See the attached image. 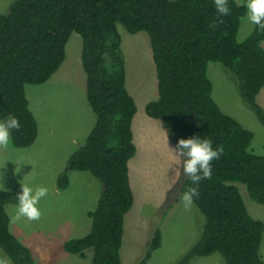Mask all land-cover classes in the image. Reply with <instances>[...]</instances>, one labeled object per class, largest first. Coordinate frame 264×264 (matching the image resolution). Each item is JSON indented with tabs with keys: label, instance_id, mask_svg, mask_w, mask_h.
Listing matches in <instances>:
<instances>
[{
	"label": "trees",
	"instance_id": "1",
	"mask_svg": "<svg viewBox=\"0 0 264 264\" xmlns=\"http://www.w3.org/2000/svg\"><path fill=\"white\" fill-rule=\"evenodd\" d=\"M228 7L230 14L218 17L214 0H13L0 13V118H18L20 128L10 131L16 149L30 147L38 135L25 86L45 83L63 62L70 35L81 39L86 98L95 122L68 156L56 186L67 188L69 172H88L99 193L87 213L88 233L65 241V252L84 259L92 250L91 264H121L124 218L133 205L128 163L136 153L131 130L136 107L125 87L121 26L149 38L157 98L146 103L145 114L161 122L174 146L199 135L223 148L194 198L204 219L199 238L176 264L215 253L224 264H264L259 252L264 224L248 214L234 185L264 207V156L249 151L253 133L221 111L207 76L210 62L227 69L242 102L264 126V110L256 101L264 88V29L253 25L249 36L237 41L246 9L234 0ZM190 186L196 185L185 176L180 193ZM17 195L0 191V249L12 264H35L30 249L9 231L5 205ZM160 242L155 227L136 264H146Z\"/></svg>",
	"mask_w": 264,
	"mask_h": 264
},
{
	"label": "rangeland",
	"instance_id": "2",
	"mask_svg": "<svg viewBox=\"0 0 264 264\" xmlns=\"http://www.w3.org/2000/svg\"><path fill=\"white\" fill-rule=\"evenodd\" d=\"M13 0H0V13L7 11ZM241 5L240 0H234ZM253 25L241 19L237 41L252 32ZM121 53L125 65V87L135 101L136 111L131 130L136 148L128 163L133 205L125 215L121 264H136L144 255L155 227L161 242L146 264H176L199 238L204 219L192 204L185 207L180 187L185 176L181 164L169 151L175 148L160 121L149 118L144 107L157 98L155 70L148 35L130 34L118 26ZM264 49V42L261 44ZM81 39L72 33L65 45V57L57 71L43 84L26 85L25 96L38 124L34 143L25 149L0 146V185L6 191L20 194L24 182L44 186L46 197L39 203L41 217L37 221L21 219L9 222V231L30 249L35 264H91L92 250L85 258L65 252V241L86 235L91 227L87 213L97 202L99 186L88 172H69V184L60 190L58 174L68 156L84 143L95 122L86 98V77L81 65ZM212 83V98L221 111L236 119L253 133L249 151L264 156V126L242 102L234 78L219 63L207 65ZM264 110V88L256 98ZM20 169V170H19ZM248 214L264 224V207L253 203L240 184H234ZM12 204L5 205L10 217ZM264 261V232L259 248ZM0 259L12 262L0 249ZM189 264H224L217 253L193 259Z\"/></svg>",
	"mask_w": 264,
	"mask_h": 264
},
{
	"label": "clouds",
	"instance_id": "3",
	"mask_svg": "<svg viewBox=\"0 0 264 264\" xmlns=\"http://www.w3.org/2000/svg\"><path fill=\"white\" fill-rule=\"evenodd\" d=\"M240 2L241 6L246 9L245 16L241 19L264 29V0H240ZM214 3L218 17L230 14L228 0H214ZM19 128V120L14 115L0 118V146H7L10 142V131ZM168 149L173 154L174 159L182 166L178 171L188 177L193 185H196L195 187H188L180 197L183 205L186 208L190 207L194 203V198L199 195L198 185L200 181L211 177V162L220 158L223 148H214L211 140L197 135L189 139H180L175 148L170 149L168 147ZM0 191H6V189L0 185ZM47 193L48 189L44 186H31L24 182L21 193L15 197V202L11 206L9 222L15 224L24 218L30 221L39 220L42 215L39 203L42 198L46 197ZM0 264H7V262L0 259Z\"/></svg>",
	"mask_w": 264,
	"mask_h": 264
}]
</instances>
